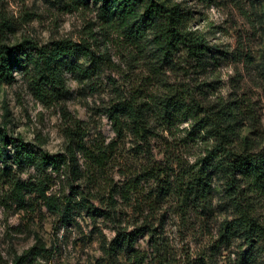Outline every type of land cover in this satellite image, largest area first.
<instances>
[{
	"label": "clouds",
	"instance_id": "9594fccd",
	"mask_svg": "<svg viewBox=\"0 0 264 264\" xmlns=\"http://www.w3.org/2000/svg\"><path fill=\"white\" fill-rule=\"evenodd\" d=\"M0 264H264V0H0Z\"/></svg>",
	"mask_w": 264,
	"mask_h": 264
}]
</instances>
